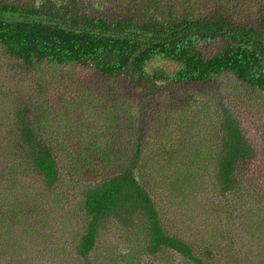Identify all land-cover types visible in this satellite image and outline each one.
<instances>
[{
	"label": "trees",
	"instance_id": "trees-1",
	"mask_svg": "<svg viewBox=\"0 0 264 264\" xmlns=\"http://www.w3.org/2000/svg\"><path fill=\"white\" fill-rule=\"evenodd\" d=\"M0 45L29 67H90L102 79L88 88L113 98L110 125L118 128L120 124L121 130L133 124L125 131L130 138L115 144L112 152L109 149L107 161L100 165L94 162L101 154L96 139L80 146L84 147L81 168L95 180L105 176L84 192L88 221L78 245L81 256L93 251L102 225L116 218L127 229L142 221L146 255L172 258L175 254L187 264L246 263L249 254L243 253L240 235H233L228 216L232 208H243L239 214L243 215V233L260 239L251 232L254 223L264 233V219L255 217L264 214V159L221 93L196 98L192 88L227 81L228 87L221 88L224 92L243 89L264 97V0H0ZM159 59L175 63L177 68L155 64ZM121 78L129 95L140 94L138 97L146 100L144 108L131 109L125 100L115 97L114 87ZM163 92L167 94L164 102ZM149 107L162 113L169 136L163 137V120L147 136ZM31 113L29 104L15 111L19 142L14 146L22 153L20 158L27 159L26 166L35 167L47 186L55 187L60 178L58 155L69 151L71 145L53 143L52 134L44 139ZM173 126L191 133V156L186 159L196 164L185 166L182 161L187 146L181 134L176 135L181 142L171 141L165 156L163 142L170 141ZM163 156L168 160L165 169L174 177H168L172 192L167 201L173 203L179 194L212 191L209 184L215 187L208 201L214 210L221 208L225 219L211 235L185 240L172 234L165 214L162 220L152 193L154 186L148 181ZM179 156L180 160H175ZM113 162L116 168L110 170L106 164ZM249 185L251 191L242 196L241 191ZM14 195L31 206L29 193ZM237 196L247 199L246 203H236ZM7 202L10 204V199L4 198L0 186V220L9 213ZM256 258H262L258 264L264 263V256ZM140 263L141 259L135 261Z\"/></svg>",
	"mask_w": 264,
	"mask_h": 264
},
{
	"label": "rangeland",
	"instance_id": "rangeland-1",
	"mask_svg": "<svg viewBox=\"0 0 264 264\" xmlns=\"http://www.w3.org/2000/svg\"><path fill=\"white\" fill-rule=\"evenodd\" d=\"M155 64L169 70L177 68L175 63L160 59L156 60ZM63 66L55 68L40 64L29 67L23 61L8 55L0 45V178L2 177L0 186L4 198L10 199V204L7 202L10 207L9 213L0 220V264H135L139 259H141L140 264L167 262L187 264L175 254L172 258L146 255L144 250L146 233L142 228L141 220L136 226L127 229L116 218H111L100 228L93 251L87 256L80 255L78 245L88 221V215L83 208L84 192L90 184L98 183L105 177L95 180L81 168L80 152L84 147L80 146L88 145L96 139L101 154L97 153L99 155L95 157L94 162H99L100 165L102 160L107 161L106 152L109 149L112 152L115 144L120 145L130 138L125 131L133 124L128 123L127 127L121 130L120 124L118 128L110 125L108 113L113 98L103 96L102 90L88 88V84L97 85L96 82L102 79L90 67L74 64ZM126 86L124 79L121 78L114 87L115 97L125 100L131 109L144 108L146 100L143 97L140 99L138 97L140 94L137 97L133 93L129 95L128 91L124 90ZM193 86L192 92L195 93L196 98L222 94L227 104L233 107L238 115L250 142L264 159L263 95L243 89L235 91L233 88L229 92H224L221 88L228 87L227 81ZM85 88H88L87 95L83 94L86 92ZM192 92L187 91V95L191 96ZM166 98L167 94L163 92V102ZM28 104L32 108V119L39 123L43 130L44 139L52 134L50 139L53 143L71 145L69 151L58 155L60 178L55 187L47 186L44 176L35 167H27V159H21L19 154L22 153L14 146L19 142L15 111L23 110ZM164 108L165 103H163ZM161 114V112L158 114L154 107L152 109L149 107L146 115L151 121L148 123L147 136L150 137L157 123L164 119ZM136 117L139 120L140 116L136 114ZM164 124L163 120L165 132L163 137H166L169 134ZM121 131L124 133L121 134ZM171 131L173 133L168 139L170 140L168 144L163 142L166 146L163 151L165 156L170 151V145L173 144L171 141H177L176 135L181 134L187 146L182 161H185V166L187 163L196 164L192 159H186L191 156L189 153V149L192 150V147H189L191 133H182L174 126ZM186 146L184 144V147ZM165 156L163 162L157 163L156 170L148 181L151 188L154 186L152 193L162 220L165 214L164 221L172 234L180 235L185 240H193L205 233L211 235L213 229L225 219L221 208L214 210L208 201L213 198L215 187L209 184L213 192L202 189L201 194L190 192L179 194L175 196L173 203L167 201L171 191L168 184L172 182L168 177L170 179L174 177L165 169V164L168 162ZM177 158L175 160H180L181 156ZM111 164L106 166L114 170L116 162ZM205 175L207 178L210 176L207 172ZM153 180L159 184L155 185ZM192 187L200 189L197 185ZM246 191H251L250 185L245 186V190L241 191L242 196L247 193ZM22 192L30 194L31 206H27L14 195ZM246 201L247 199L243 201L241 197L236 203L241 204ZM225 204L227 203H222V206ZM242 209L232 208V215L228 216L231 230L234 236L240 235L238 242L242 243L245 256L249 254L245 264H250L251 260H254V264H258L262 258L258 260L256 257L264 256V233H261V228L256 223L251 232L254 230L260 239L250 237L246 232L243 233L240 222L243 215H239ZM254 212L255 215L258 214V210ZM255 217L264 219V214Z\"/></svg>",
	"mask_w": 264,
	"mask_h": 264
}]
</instances>
